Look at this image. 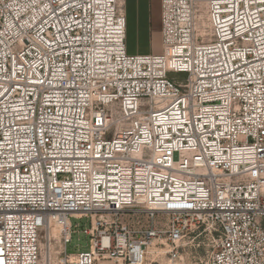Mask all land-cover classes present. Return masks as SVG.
Masks as SVG:
<instances>
[{
    "label": "built area",
    "instance_id": "obj_1",
    "mask_svg": "<svg viewBox=\"0 0 264 264\" xmlns=\"http://www.w3.org/2000/svg\"><path fill=\"white\" fill-rule=\"evenodd\" d=\"M160 4L129 55L118 0H0V264L175 261L200 229L204 264H264V0Z\"/></svg>",
    "mask_w": 264,
    "mask_h": 264
},
{
    "label": "rangeland",
    "instance_id": "obj_2",
    "mask_svg": "<svg viewBox=\"0 0 264 264\" xmlns=\"http://www.w3.org/2000/svg\"><path fill=\"white\" fill-rule=\"evenodd\" d=\"M153 42L149 50V54H158L159 45L154 35ZM129 47L136 48V41L134 37L129 38ZM138 47V46H137ZM159 52V51H158ZM125 221L130 224L141 223L146 224V219L143 216H129ZM164 217H156L154 220L155 225H163ZM73 234L70 242L67 244L66 253L75 255L87 252L89 249V236L84 235L82 232L90 226V220L83 218L80 220H71ZM212 239L206 230L200 229L196 231L189 239H187L179 248L178 256L175 261H172L168 255L158 253L160 250L157 247H152V254L147 256L144 264H204L206 256L212 251ZM98 264H113L110 262H99Z\"/></svg>",
    "mask_w": 264,
    "mask_h": 264
},
{
    "label": "crops",
    "instance_id": "obj_3",
    "mask_svg": "<svg viewBox=\"0 0 264 264\" xmlns=\"http://www.w3.org/2000/svg\"><path fill=\"white\" fill-rule=\"evenodd\" d=\"M126 21V47L129 55L149 54L152 37L155 35L161 53V4L160 0H120ZM134 37L136 48L129 47V38Z\"/></svg>",
    "mask_w": 264,
    "mask_h": 264
},
{
    "label": "bare ground",
    "instance_id": "obj_4",
    "mask_svg": "<svg viewBox=\"0 0 264 264\" xmlns=\"http://www.w3.org/2000/svg\"><path fill=\"white\" fill-rule=\"evenodd\" d=\"M119 1V4L121 5V1L120 0H118ZM153 253V251H152V248L149 250V254H152Z\"/></svg>",
    "mask_w": 264,
    "mask_h": 264
}]
</instances>
